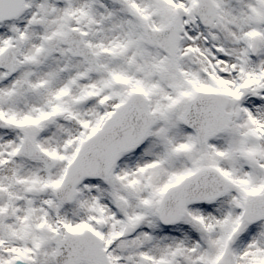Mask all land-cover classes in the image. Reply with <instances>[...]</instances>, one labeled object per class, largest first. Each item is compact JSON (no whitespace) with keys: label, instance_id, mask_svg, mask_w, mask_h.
Listing matches in <instances>:
<instances>
[{"label":"snow or ice","instance_id":"snow-or-ice-1","mask_svg":"<svg viewBox=\"0 0 264 264\" xmlns=\"http://www.w3.org/2000/svg\"><path fill=\"white\" fill-rule=\"evenodd\" d=\"M0 264H264V0H0Z\"/></svg>","mask_w":264,"mask_h":264}]
</instances>
